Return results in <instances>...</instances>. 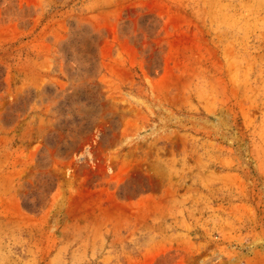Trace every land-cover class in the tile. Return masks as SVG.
<instances>
[{"label": "rangeland", "instance_id": "obj_1", "mask_svg": "<svg viewBox=\"0 0 264 264\" xmlns=\"http://www.w3.org/2000/svg\"><path fill=\"white\" fill-rule=\"evenodd\" d=\"M0 264H264V0H0Z\"/></svg>", "mask_w": 264, "mask_h": 264}, {"label": "trees", "instance_id": "obj_2", "mask_svg": "<svg viewBox=\"0 0 264 264\" xmlns=\"http://www.w3.org/2000/svg\"><path fill=\"white\" fill-rule=\"evenodd\" d=\"M148 71L151 72V70L148 68Z\"/></svg>", "mask_w": 264, "mask_h": 264}]
</instances>
